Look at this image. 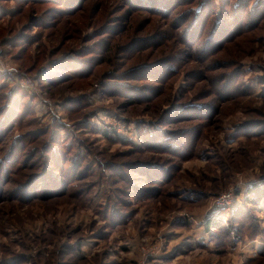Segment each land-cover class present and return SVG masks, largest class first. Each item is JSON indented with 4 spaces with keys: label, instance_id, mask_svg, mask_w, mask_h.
<instances>
[{
    "label": "rangeland",
    "instance_id": "1",
    "mask_svg": "<svg viewBox=\"0 0 264 264\" xmlns=\"http://www.w3.org/2000/svg\"><path fill=\"white\" fill-rule=\"evenodd\" d=\"M0 264H264V0H0Z\"/></svg>",
    "mask_w": 264,
    "mask_h": 264
},
{
    "label": "built area",
    "instance_id": "2",
    "mask_svg": "<svg viewBox=\"0 0 264 264\" xmlns=\"http://www.w3.org/2000/svg\"><path fill=\"white\" fill-rule=\"evenodd\" d=\"M226 196L228 197V195H226ZM226 196H222L221 198L224 199V197H226Z\"/></svg>",
    "mask_w": 264,
    "mask_h": 264
},
{
    "label": "trees",
    "instance_id": "3",
    "mask_svg": "<svg viewBox=\"0 0 264 264\" xmlns=\"http://www.w3.org/2000/svg\"><path fill=\"white\" fill-rule=\"evenodd\" d=\"M252 190V189H251ZM215 225H217V224H215ZM209 226H211V225H209Z\"/></svg>",
    "mask_w": 264,
    "mask_h": 264
}]
</instances>
